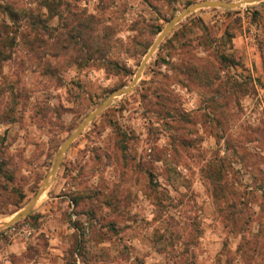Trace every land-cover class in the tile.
<instances>
[{
    "label": "rangeland",
    "instance_id": "374dc122",
    "mask_svg": "<svg viewBox=\"0 0 264 264\" xmlns=\"http://www.w3.org/2000/svg\"><path fill=\"white\" fill-rule=\"evenodd\" d=\"M201 1L0 0V224ZM0 264H264V0L183 19L0 231Z\"/></svg>",
    "mask_w": 264,
    "mask_h": 264
},
{
    "label": "water",
    "instance_id": "95a60500",
    "mask_svg": "<svg viewBox=\"0 0 264 264\" xmlns=\"http://www.w3.org/2000/svg\"><path fill=\"white\" fill-rule=\"evenodd\" d=\"M260 0H241L238 2H231V1H224V0H204L198 3H195L188 8L184 9L180 13H178L170 22L169 24L163 29V31L160 32V34L157 36L156 40L154 41L152 47L148 51L147 55L145 56L143 62L141 63V66L139 67L134 79L127 87H123L120 89H117L111 94V96L100 106H98L94 111H92L77 127V129L65 140L63 145L60 148L59 154L57 156V159L55 161V164L51 171L49 172L48 176L44 180L41 188L35 195V197L26 205V207L19 212H17L11 221L8 223L2 225L0 227V231L10 227L11 225L17 223L21 219L27 217L31 211L36 207L39 200L42 198V196L45 194L47 189L52 184L54 178L56 177V174L61 166V163L63 161L64 155L69 148V146L84 132V130L89 126V124L98 117L101 113H103L109 106L113 104L115 99L119 96L128 94L131 92L134 87L137 85L139 80L141 79V76L143 74V71L145 70L149 60L152 58L156 50L159 48L160 44L171 34V32L174 30V28L187 16L192 14L193 12L202 9V8H215V7H222L226 9H235L239 8L240 6L244 4H252L255 2H258Z\"/></svg>",
    "mask_w": 264,
    "mask_h": 264
},
{
    "label": "bare ground",
    "instance_id": "6f19581e",
    "mask_svg": "<svg viewBox=\"0 0 264 264\" xmlns=\"http://www.w3.org/2000/svg\"><path fill=\"white\" fill-rule=\"evenodd\" d=\"M7 223H8V222H7ZM5 224H6V223H5ZM1 225H4V224H0V226H1Z\"/></svg>",
    "mask_w": 264,
    "mask_h": 264
},
{
    "label": "trees",
    "instance_id": "16d2710c",
    "mask_svg": "<svg viewBox=\"0 0 264 264\" xmlns=\"http://www.w3.org/2000/svg\"><path fill=\"white\" fill-rule=\"evenodd\" d=\"M11 16H13V14ZM159 32H160V30H159Z\"/></svg>",
    "mask_w": 264,
    "mask_h": 264
}]
</instances>
